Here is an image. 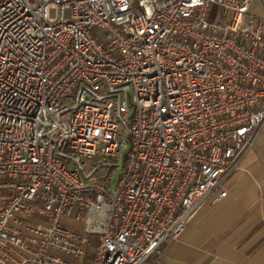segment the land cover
I'll use <instances>...</instances> for the list:
<instances>
[{
	"label": "built area",
	"instance_id": "obj_1",
	"mask_svg": "<svg viewBox=\"0 0 264 264\" xmlns=\"http://www.w3.org/2000/svg\"><path fill=\"white\" fill-rule=\"evenodd\" d=\"M251 6L0 0V264H160L226 197L264 127Z\"/></svg>",
	"mask_w": 264,
	"mask_h": 264
},
{
	"label": "crops",
	"instance_id": "obj_2",
	"mask_svg": "<svg viewBox=\"0 0 264 264\" xmlns=\"http://www.w3.org/2000/svg\"><path fill=\"white\" fill-rule=\"evenodd\" d=\"M225 187L226 197L197 213L160 264H264V127Z\"/></svg>",
	"mask_w": 264,
	"mask_h": 264
},
{
	"label": "rangeland",
	"instance_id": "obj_3",
	"mask_svg": "<svg viewBox=\"0 0 264 264\" xmlns=\"http://www.w3.org/2000/svg\"><path fill=\"white\" fill-rule=\"evenodd\" d=\"M249 14L254 18H258V16H264V0H252V6L249 10ZM66 15H69V12H66ZM54 16L55 10H52L51 17Z\"/></svg>",
	"mask_w": 264,
	"mask_h": 264
}]
</instances>
